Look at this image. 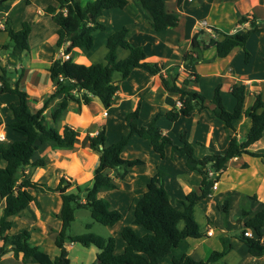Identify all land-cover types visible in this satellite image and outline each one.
<instances>
[{
	"label": "trees",
	"instance_id": "16d2710c",
	"mask_svg": "<svg viewBox=\"0 0 264 264\" xmlns=\"http://www.w3.org/2000/svg\"><path fill=\"white\" fill-rule=\"evenodd\" d=\"M4 1L7 0H0V3ZM23 1L29 3L30 0ZM54 1L55 4L48 5L45 11L51 15L57 26L56 48L63 46L69 58L64 60L57 56L47 68L49 80L54 87L48 98L39 108L30 111L27 92L19 85L22 70L7 69L1 70L0 73V94H12L16 97L14 102L8 104L11 118L6 126L21 135V138L0 141V160L5 163L4 166H0V200L2 201L0 259L8 250H12L17 262L5 264H69L64 247L65 239L68 237L73 242H79L84 246L94 245L99 250L93 264H160L161 260L178 247L181 241L188 237L199 238L204 234L195 220L194 206L211 194L213 184L225 170L227 161L242 154L263 155L248 149L261 137L264 130V100L260 93H254L252 103L245 107L247 87L242 82L233 83L229 91L235 99V105L232 110H228L221 99L220 84L215 87L210 101H207L200 92L189 88L191 83L199 81L200 74L196 70V65L202 59L203 50L215 46V56L223 58L232 49L242 47L247 60L249 54L245 50V43L251 33L264 29V25H261L263 21L241 16L237 24H247L233 32H223L211 27L215 36L220 35L218 39L212 36L208 39L203 38L202 34L206 32L204 29L195 32L190 41V48L183 54L181 62L188 75L179 84L176 73L168 72L166 76L161 75L163 67L158 63L147 61L143 48L128 42V29L125 26L107 36L105 62L86 64L73 61V50L81 47L91 49L94 32L105 29V24L99 20L103 11L109 8H123L128 0H90L83 5L79 0ZM181 1L177 0V3ZM139 2L147 12L149 23L155 31L176 28L179 25V12L166 9L164 0H139ZM2 25L8 38L0 49L9 50L19 60L22 54L29 51L28 36L31 26L25 21L15 30L11 27L8 16L2 19ZM118 48L127 49V55L117 59ZM134 67L146 68L158 74L162 87L170 93L177 94L181 106L174 105L163 114L168 120L174 121L180 115L190 116L212 104L211 114L221 119L233 133L225 153H210L196 157L194 144L187 140L185 132L181 133L179 142L174 143L157 125L156 120L162 114H158L148 124L139 126L137 104L125 115L129 132L123 134L117 141L113 143L105 141L103 126L96 135L88 136V148L99 155L89 187L81 189L76 185L75 190L71 189V183L64 177H60L55 186H48L30 178L26 173L28 167H41L45 164L43 158L32 159L33 153L41 144L51 142L57 149L71 148L75 144L76 130L72 126L64 124L57 129L47 123L44 111L48 102L54 97L62 98L60 104L51 113L53 120L69 102L75 103L76 109L80 111L82 105H88L93 97H97L102 106L108 108L112 105L113 97L118 90V83L112 79L113 74L117 72L120 79H125ZM244 115L250 118L251 124L247 135L241 140L235 132L234 122ZM1 126L0 120V128ZM133 134L147 139L153 151L160 157L164 156L166 145H170L171 153L185 157L186 168L200 175L198 192L190 190L180 201V206L175 207L164 186L166 174L157 168L149 177L145 191L134 198L130 205L133 216L131 222L122 226L120 230L123 241L120 252L115 251L113 236L102 237L92 232L69 235L68 229L74 219V209L88 208L94 221L110 227L123 218V213L111 207L99 193L116 189L115 178H124L133 166L144 163L138 158L122 157L121 153ZM109 169L113 171L114 176L107 172ZM29 189L57 192L60 196L61 204L56 214L60 219V227L54 240L59 254L54 258L40 247L30 245L29 231L8 233L14 216L22 215L32 202L39 206L36 196ZM243 213H246L245 210ZM246 215L248 218L244 221V229L239 237L250 255H263L264 203L255 212H247ZM134 225L142 226L144 232H138ZM247 229L252 231V236L244 235ZM225 253L226 250L223 248L213 250L206 259H195L183 254L180 257H172L171 261L172 264H214Z\"/></svg>",
	"mask_w": 264,
	"mask_h": 264
},
{
	"label": "crops",
	"instance_id": "0c3cea01",
	"mask_svg": "<svg viewBox=\"0 0 264 264\" xmlns=\"http://www.w3.org/2000/svg\"><path fill=\"white\" fill-rule=\"evenodd\" d=\"M87 1L90 0H79L82 5ZM164 1L168 10H173V7H168L167 3L175 2L176 4L174 9L180 14V22L176 28L155 31L139 0H128L123 8H109L103 11L99 20L105 24V29L94 32L92 48L97 46L95 39L97 35H100L99 50L102 44L105 47L109 34L125 26L128 29V42L133 46H141L147 61L161 65L163 67L161 75L166 76L168 72L176 73L177 83L180 84L188 75L181 63L182 56L190 48L192 35L199 29H203L200 26L197 27L199 16H202L201 19L205 20L210 28L216 27L220 30V24L225 19L231 18L228 19V22L233 23L234 28L228 29L230 32L247 24H237L241 16L254 17L257 20L264 19V0H182L179 4L177 0ZM196 1L199 4L197 7L186 8L187 2L195 3ZM52 4H55L54 0H30L29 3L23 0H7L0 3V46L8 38L2 25V19L6 16L10 18L11 27L15 30L19 29L22 22L25 21L31 26L28 36L29 51L22 54L19 60L9 50L0 49V73L1 70L7 69L22 70L19 85L27 92L30 111L39 108L53 91L54 87L49 80L47 68L58 56L59 49H63V46L56 48L57 26L51 15L45 11V8ZM198 11L201 12V15ZM210 14L216 15V18L209 20ZM184 18H186V22L182 23L181 20ZM256 33L258 38L255 43L259 49L261 45H264V40H261L264 29ZM209 35L217 39L220 38V35L215 36L213 33ZM247 47L249 50L247 51L249 54L247 60H245V51L242 47L232 49L223 58L215 56V46L203 50L201 52L202 59L196 65V70L200 74L199 81L191 83L189 88L200 92L207 101H210L215 87L220 84V95L222 92L226 94V97L221 99L228 110H232L235 105V99L229 91L230 86L235 82H242L247 87L245 107L252 103L254 93H260L264 100V53L259 56L260 61L255 62L254 49ZM127 53V49L118 48L117 59L125 57ZM99 55L101 56L100 62H105L106 47ZM72 58L73 61H84L87 62L86 64L99 62L96 54H86L82 47L73 50ZM112 79L118 83V90L113 97L112 105L108 108H104L97 97L92 98L88 105H82L80 111L76 109L75 103L69 102L67 107L53 120L51 113L60 104L62 98L54 97L48 102L44 111L47 123L57 129H60L64 124L72 126L76 130L75 144L71 148L62 149L55 148L51 142L41 144L33 153L32 159L43 158L45 164L41 167H28L26 173L30 178L48 186H55L59 178L64 177L71 183L70 188L90 180L98 163L99 155L88 148V136L93 135L103 126L105 141L107 143L117 141L123 134L129 132V124L125 115L137 104L139 106V126L148 124L158 114H162L156 120L157 125L174 143H178L181 133L185 132L187 140L194 144L196 157L210 153H225L233 133L221 119L211 114L212 104L207 102L208 107L200 112H194L190 116L180 115L176 120L171 121L163 114L174 107L178 96L162 87L158 74H154L146 68L134 67L125 79H120L117 72L113 74ZM8 115L7 113L4 122L1 120L0 132L4 134V140H6V132L3 126H6L11 118V116L8 118ZM250 124V118L245 115L234 122L235 132L239 139L245 138ZM14 133L13 131L11 138L17 139ZM248 149L263 155L242 154L229 159L225 170L216 181L215 188H212L211 194L208 196L214 198L224 195L222 204L225 208L223 205L221 208L226 214L228 211L230 212L229 208H238L235 213L236 222L223 220L218 216L214 217V224L210 223L207 214L208 207H206L202 211L204 228L201 229L199 226L204 234L199 238L184 239L188 251L183 254L195 259H206L213 250L225 248V255L214 264H264V254L250 255L246 245L239 237L244 229V221L248 218L246 213L255 212L264 203V130L261 137ZM121 154L123 158H138L144 163L133 166L124 178H115L117 188L110 191V193L115 192V201L112 203L115 206L128 204L130 210L133 199L145 191L149 177L157 168L166 174L164 186L175 207L180 206V201L187 192L190 190L198 192L199 190L200 175L196 171L188 170L185 166V157L171 153L170 145L165 146L164 156L160 157L153 151L147 139L133 134ZM4 164V162H0V166H4ZM107 172L113 173L110 169ZM29 190L36 196L39 206L37 207L33 202L30 203L19 217L28 219L33 227L37 229L39 227L41 232H47L51 215L57 218L56 214L59 212V209H55L59 194L43 192L38 189ZM43 197L50 202L43 205L41 200ZM198 202L194 206V211L198 207ZM38 209H41V215L38 214V217L35 218L37 216L35 211H39ZM243 210H245V214ZM29 211L33 213L31 219L25 217V213H29ZM43 212L46 213L45 216H43ZM15 218L16 216L12 222ZM236 229L237 231H235ZM207 230L211 231L210 235L206 233ZM174 256V254L172 256L170 253L167 254L160 264H172L171 260Z\"/></svg>",
	"mask_w": 264,
	"mask_h": 264
},
{
	"label": "rangeland",
	"instance_id": "374dc122",
	"mask_svg": "<svg viewBox=\"0 0 264 264\" xmlns=\"http://www.w3.org/2000/svg\"><path fill=\"white\" fill-rule=\"evenodd\" d=\"M167 4H168V7H173L172 9L175 10L174 9V7L176 5L175 2H172V3L169 2ZM198 5H199L198 1H196L195 3L187 2L186 8L190 9L192 7H197ZM222 12L224 13V11H222ZM198 13H200V15H201L200 11H198ZM218 14H220V12H218ZM216 15H217V13H216ZM216 15L210 14L209 15L210 18H208V19L213 20L214 18H216ZM226 15H228V14H226ZM224 17H225V15H224ZM231 17H232V15H231ZM201 18H202V16H199L198 22H200L202 20ZM228 19H231V18L225 19L220 24L221 25L220 28L223 32H230L228 29L234 28V24L229 23ZM261 20L263 21L261 23V25L262 24L264 25V19H261ZM181 21H182V23L186 22V18L182 19ZM199 26H200V28H203L205 30V27L198 24L197 27H199ZM209 34H210V32L207 31V32H204L202 34V36H203V38L208 39L210 36ZM213 35H214V33H213ZM257 36H258L257 33L256 34L251 33L250 36L248 37L247 41H246L247 43H245V45H246L245 49H247V51H249L247 46H249V48L251 47V49H254L255 62L260 61L259 56L263 55V53H264V45H261L259 47V49L257 48V44L255 43L256 38H258ZM95 39L97 42L96 47L91 48L89 50L82 48V50H84V52H86V54H92V53L96 54L97 61L100 62L101 56L99 54H102L103 50H105V47L102 44L101 48L98 50L99 42H100V35H97V38H95ZM261 40H264V35L261 37ZM87 52H89V53H87ZM119 56L120 55L118 54V57ZM123 57L124 56H122L121 58H123ZM79 63H87V62L79 61ZM115 74H116V72H115ZM225 97H226V94H224L222 92L221 98L224 99ZM15 100H16V97L12 94H6V93L0 94V109L2 111V113L0 114V120H2L3 122H4V119L7 118V113L9 114L8 118H9V116H11L10 111L8 110V104L11 102H14ZM97 101H98V99H97ZM3 127H4V131L6 132L5 133L6 140H11L12 139L11 137L13 136V131L8 126H3ZM14 134L17 136V138H21L20 134H18V133H14ZM0 162H1V160H0ZM2 162H3V160H2ZM35 170H36V168H35ZM111 175L114 176L113 173ZM90 184H91V179L90 180L88 179L83 183H78L77 185L81 189H84L85 187H89ZM75 186L72 187L74 190H75ZM110 191L111 190H104V191L100 192L99 195H101L110 204L111 207L120 210L123 213V218L120 221H118L116 224H114L113 226L110 227V226H105V225H102V224L94 221L91 218L90 210L88 208L74 209V212H73L74 219L70 224V227L68 229V234L71 236H75V235H81V234L87 233V232H92V233H95V234L100 235L102 237L113 236L115 238V251L120 252L122 250V247H123V241H122L121 236H120V230H121L122 226L129 224L131 222L133 214H132L131 209L129 210L128 204L127 205L122 204V205H117V206H115V204H112L115 201L114 198L116 195H115V192L110 193ZM59 197L60 196H58V203H56L55 209L60 208L61 199ZM223 198H224V195H223V197H221V196L217 197L216 196L214 198L210 196V197L202 199L201 201L198 202V207L194 211V217H195V220L199 223V226L201 227V229H203L204 225H205L204 216H203L202 211H204L206 209V207H208L207 214H208V217L210 218V221H211L210 223L214 224V217H218V216L223 218V220L236 222L237 218L235 216V213H236V210L238 208L231 207V208H229L230 212L228 211V213L226 214L223 211V209L221 208V206L223 205L222 204ZM41 200L43 201V205H46L47 203L50 202L45 197L41 198ZM199 205H200V207H199ZM219 205H220V207H218ZM1 207H2V201L0 200V211H1ZM32 207H34V206L32 205ZM217 207H218V209H217ZM38 210L39 211H35V212H37V216H35V218L38 217V214L41 213V209H38ZM32 214H33L32 211H29V213L28 212L25 213L26 216L25 215L24 216L26 218L28 217L31 219ZM45 215H46V213L43 214V216H45ZM51 216L52 217L49 220V223H48L49 228H48L47 232H41L39 227H38V229L36 227H33V225L30 223V221L28 219H25L24 217L16 216V218L14 219V221L11 224V228L8 231V233L9 234H16V233L21 232L23 230L29 231V233H30V237H29L30 245H36V246L40 247L50 257L54 258L55 256H57L59 254V250L56 247L54 240H55V237H56L57 232H58L59 227H60V219L56 218L54 215H51ZM134 226L136 227L138 232H140V233L144 232V229L142 226H140V225H134ZM235 231H237V229ZM64 247H65L66 252H67V257L69 258V264H93L94 261L96 260V254L99 251L94 245L84 246L79 242L71 241V239L68 237L65 239ZM187 251H188V246L186 245V243L184 241H181L180 245L178 247L174 248L170 254H171V256L174 254L175 256L179 257L180 255H182L183 253H186ZM16 262H17V260L13 257V251L12 250H8L0 259V264L16 263ZM164 262H166L165 259H164Z\"/></svg>",
	"mask_w": 264,
	"mask_h": 264
},
{
	"label": "built area",
	"instance_id": "2783aa9c",
	"mask_svg": "<svg viewBox=\"0 0 264 264\" xmlns=\"http://www.w3.org/2000/svg\"><path fill=\"white\" fill-rule=\"evenodd\" d=\"M199 24L202 25L203 27H205V29H206L207 31H209L210 33H213L212 29L206 24L205 20H201V21L199 22ZM58 56L61 57V58L64 59V60H66V59L69 58V55H68L67 53L64 52V49H59ZM175 106H176V107L181 106L180 101L177 100L176 103H175ZM104 114H106V112H104ZM96 134H97V132L94 133L93 135H96ZM2 140H4V134H2V133L0 132V141H2ZM210 174H212V172H210ZM215 186H216V182L213 184V187H212V188H215ZM206 233H207L208 235H210V234H211V231H210V230H207ZM244 235H245V236H252V232H251L250 230H246V231L244 232Z\"/></svg>",
	"mask_w": 264,
	"mask_h": 264
},
{
	"label": "water",
	"instance_id": "95a60500",
	"mask_svg": "<svg viewBox=\"0 0 264 264\" xmlns=\"http://www.w3.org/2000/svg\"><path fill=\"white\" fill-rule=\"evenodd\" d=\"M263 25V24H262Z\"/></svg>",
	"mask_w": 264,
	"mask_h": 264
}]
</instances>
